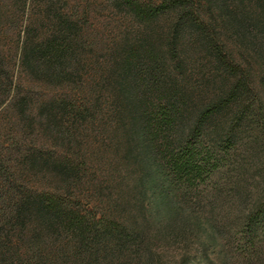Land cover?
Returning a JSON list of instances; mask_svg holds the SVG:
<instances>
[{
    "label": "trees",
    "instance_id": "trees-1",
    "mask_svg": "<svg viewBox=\"0 0 264 264\" xmlns=\"http://www.w3.org/2000/svg\"><path fill=\"white\" fill-rule=\"evenodd\" d=\"M61 1L0 0V264H100L103 252L113 257L138 244L139 216L126 223L86 209L94 191L104 194L97 169L107 167L116 183V212L130 204L129 214L146 215L156 198L176 204L180 191L223 165L237 143L236 124L252 112L250 73L201 10L215 0H113L114 24L97 28L101 69L94 73L81 65L86 28ZM219 1L227 19L220 26L238 40L249 27L264 39V8L250 24L245 11ZM188 36L210 54L205 81L225 80L195 115L209 88L194 86L181 47ZM35 85L53 93L40 96ZM229 109L230 126L214 125ZM92 135L114 154L108 166L105 152L86 149ZM261 209L247 217L250 239Z\"/></svg>",
    "mask_w": 264,
    "mask_h": 264
},
{
    "label": "rangeland",
    "instance_id": "rangeland-1",
    "mask_svg": "<svg viewBox=\"0 0 264 264\" xmlns=\"http://www.w3.org/2000/svg\"><path fill=\"white\" fill-rule=\"evenodd\" d=\"M218 2L215 0L201 10H204L205 20L213 24L214 31L225 40V50H229L237 59L236 62L250 73L252 112L236 124L237 143L229 151L223 165L204 184L180 191L176 204H165L156 198L146 215H138L137 209L135 213L129 214L130 204L125 206L126 212H116L113 207L115 202L112 201L116 198L110 197L116 183L112 181L107 167L97 169L98 181L103 182L98 184L103 185L104 194L101 192L103 196L96 195L95 191H91L95 197L90 202L84 201L86 209L93 210L98 217L103 214L125 216L126 223H133L134 217L139 216L141 232L139 245H133L113 257L103 252L98 261L100 264H264V49L261 48L264 39L260 36L255 38V31L251 27L246 29L248 33L245 36L242 34L240 40L233 31L225 30L222 27L225 26L223 20L226 22L227 19L224 17L222 20L220 17L218 5L222 2ZM61 3L68 15L86 28L83 37L88 42L80 51L84 63L81 65L93 73L100 70L97 28L112 23V11L117 10L114 1L63 0ZM226 3L254 18L250 24L258 17L260 8H264V0H228ZM211 7L216 8L212 9L213 13H209ZM217 15V19H214ZM163 25V21L156 23L154 29L158 30ZM188 40L189 36L182 41L181 47L187 54L190 72L194 73V86L201 91L209 88L205 96L196 99L195 115L203 107L204 100L213 94L212 85L218 84L220 87L225 80L218 74L210 82L205 81V77H209L207 64L210 54L203 45L197 42L190 44ZM202 72L207 73L202 77ZM34 88L40 96L53 93L49 87L35 85ZM194 115L186 121V126L191 125ZM233 117L234 109H229L212 122L219 127H229ZM182 132L181 129L179 134ZM103 135L107 137V134ZM207 139L212 142L214 133L208 135ZM91 143L86 149L105 152L108 166L114 154L107 152L101 142L97 143L95 135H92ZM50 182L52 180H48V184ZM89 187L86 184L82 189L87 190ZM257 208L263 211L259 215V233L255 239H250L247 217Z\"/></svg>",
    "mask_w": 264,
    "mask_h": 264
}]
</instances>
